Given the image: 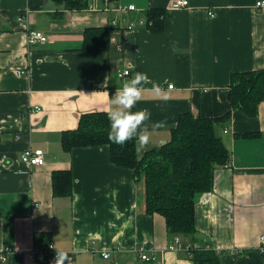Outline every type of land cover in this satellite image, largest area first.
Returning a JSON list of instances; mask_svg holds the SVG:
<instances>
[{
	"label": "crops",
	"instance_id": "0c3cea01",
	"mask_svg": "<svg viewBox=\"0 0 264 264\" xmlns=\"http://www.w3.org/2000/svg\"><path fill=\"white\" fill-rule=\"evenodd\" d=\"M173 1L92 0L91 10L68 11L54 0H0V255L12 243L0 264H50L49 242L73 264H193L190 253L168 250L165 218L146 211L145 180L114 165L108 145L63 149V133L84 114L107 113L104 93L136 72L167 95L145 92L132 109L147 108L150 123L167 121L149 144L138 143L141 153L169 142L183 114L232 112L217 128L230 161L216 168L213 190L196 195L197 233L187 242L211 243L221 264H264V102L252 117L230 101L232 74L264 69V0H189L169 11ZM150 10L165 11L162 29L139 24ZM20 15L46 44L28 45ZM107 27L109 48L86 50L85 31ZM26 149L43 150L44 165L23 163ZM62 172L71 193L56 196ZM140 247L154 250L155 262H143Z\"/></svg>",
	"mask_w": 264,
	"mask_h": 264
},
{
	"label": "trees",
	"instance_id": "16d2710c",
	"mask_svg": "<svg viewBox=\"0 0 264 264\" xmlns=\"http://www.w3.org/2000/svg\"><path fill=\"white\" fill-rule=\"evenodd\" d=\"M68 11L87 10L92 0H54ZM165 11L150 10L145 14L146 25L155 31L163 28ZM111 28H91L84 33L86 50H107ZM230 101L232 108L255 117L264 102V69L234 73L231 76ZM232 112L220 118H196L183 114L171 133V140L144 152L138 151L135 139L124 145L108 140L109 121L106 112L82 115L76 130L63 133L66 152L73 148L108 145L111 162L134 171L136 182L145 180L146 211L165 218L170 242L181 236L187 242L197 233L195 197L214 188V174L218 166H227L230 153L218 135L217 128L231 119ZM62 179V181H61ZM69 172L54 176L56 196L70 195ZM61 182V183H60ZM210 245L212 249L204 248ZM8 239L4 254L12 249ZM211 243L190 251L193 264H221Z\"/></svg>",
	"mask_w": 264,
	"mask_h": 264
},
{
	"label": "clouds",
	"instance_id": "9594fccd",
	"mask_svg": "<svg viewBox=\"0 0 264 264\" xmlns=\"http://www.w3.org/2000/svg\"><path fill=\"white\" fill-rule=\"evenodd\" d=\"M149 83L152 85L151 88L146 87ZM145 92H151L158 98L167 99V95L159 84L150 81L147 74L142 72H136L130 79L124 81L122 86L116 88L111 96L108 92L104 93L109 96L106 114L110 126L108 131L110 142L124 145L135 139L141 146H145L150 143L153 131L166 127V120L150 123L151 112L147 108L132 111L141 101ZM51 247L55 251V256L50 264H73L66 251L57 249L55 244Z\"/></svg>",
	"mask_w": 264,
	"mask_h": 264
},
{
	"label": "built area",
	"instance_id": "2783aa9c",
	"mask_svg": "<svg viewBox=\"0 0 264 264\" xmlns=\"http://www.w3.org/2000/svg\"><path fill=\"white\" fill-rule=\"evenodd\" d=\"M190 2L189 0H174L171 5L169 6V11H176V10H180L183 8H187L189 7ZM258 7H263L264 6V1L258 2L257 3ZM89 10L92 9V6L90 5ZM117 9L119 11H136L133 5H119L117 7ZM211 17H214L215 14L213 12L209 13ZM17 22L18 23H23L26 26L25 29V33H26V38H27V43L28 45L32 46V45H36V44H46L48 42V36L45 35L42 31L31 28L27 25L26 19L24 15H20L17 18ZM140 25H146V21L144 20L143 22L139 23ZM112 26H117V22H113ZM135 27V23H132L130 25H128L126 28L128 30H131ZM130 74L129 70L123 71V72H119L118 76L119 77H126ZM169 88H173V85H169ZM225 132H227L225 130ZM21 160L23 163H26L30 166H43L45 163V158H44V152L41 149H37V150H32V149H26L22 155H21ZM261 242L264 246V235H262L261 237ZM52 245H54V242H49L47 245V248L45 249L46 254H48L50 261L53 260V257L55 256V251L53 250V248L51 247ZM261 246L260 250L262 252H264V247ZM193 249H199L197 246L195 245H191L190 243L186 242L183 240V238L181 236H174L173 240L170 242V245L168 246V250L170 251H176V252H184L186 251L187 253H190V251H192ZM205 250L207 249H212V247L210 245H207L205 248ZM37 251V250H36ZM40 252V250H39ZM137 253L140 257V259L143 262H155V260L157 259V255L155 253L154 250H148L145 249L144 247H140L137 250ZM103 258L108 259L110 257V253H103ZM0 259L5 260L6 259V255L2 254L0 255Z\"/></svg>",
	"mask_w": 264,
	"mask_h": 264
}]
</instances>
